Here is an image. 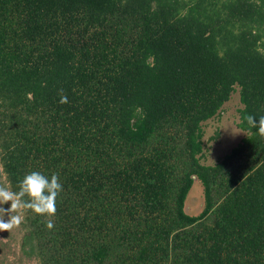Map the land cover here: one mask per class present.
Wrapping results in <instances>:
<instances>
[{
	"label": "trees",
	"instance_id": "16d2710c",
	"mask_svg": "<svg viewBox=\"0 0 264 264\" xmlns=\"http://www.w3.org/2000/svg\"><path fill=\"white\" fill-rule=\"evenodd\" d=\"M0 174L37 264H264V0H0Z\"/></svg>",
	"mask_w": 264,
	"mask_h": 264
},
{
	"label": "rangeland",
	"instance_id": "374dc122",
	"mask_svg": "<svg viewBox=\"0 0 264 264\" xmlns=\"http://www.w3.org/2000/svg\"><path fill=\"white\" fill-rule=\"evenodd\" d=\"M241 108L238 103L237 89L231 93L217 116L202 123V140L204 148L200 157L203 165H212L233 148L245 136V132L236 127L238 123L237 110ZM216 134V137H215ZM213 137H215L213 139ZM212 138V139H210ZM0 174V264H37L34 259L25 257L20 252V239L22 231L19 226V207L16 201L1 188ZM186 212L199 213L202 208L200 185L196 183L189 192L186 201ZM189 204V205H188Z\"/></svg>",
	"mask_w": 264,
	"mask_h": 264
}]
</instances>
